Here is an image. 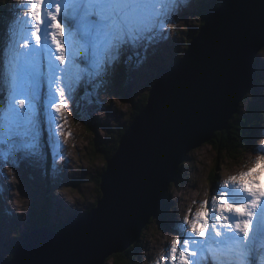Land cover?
<instances>
[{
    "label": "rangeland",
    "instance_id": "1",
    "mask_svg": "<svg viewBox=\"0 0 264 264\" xmlns=\"http://www.w3.org/2000/svg\"><path fill=\"white\" fill-rule=\"evenodd\" d=\"M221 1L189 0V5L183 7L170 23L167 35L152 47L141 45L139 49L125 48L120 61L106 75H85L79 82H75L74 77V86L65 89L66 107L59 113L49 105L55 85L49 89L48 62L46 58L41 60L38 69L41 81L38 89L35 154L25 156L21 151L12 162L0 164V256L11 258L15 248L23 244L21 235L30 232L34 226L49 222L51 228L58 229L69 217L85 214L96 205L101 197V188L99 189L96 179L105 171L106 159L103 154L90 155L91 142L97 140L99 143V140L108 143L113 142L115 135L119 137L117 129L121 130L133 119L142 96L149 92L160 71L181 57L179 54L183 55L192 35L195 36L200 31L204 14ZM24 3L25 0L9 1L5 23L0 27V48L4 51L12 42L10 34H15L16 43H22L19 33L26 26L24 21L30 19L25 16L30 9L22 7ZM60 22L63 25L64 22ZM52 30L47 25H41V44L47 45L56 54L51 35L47 34ZM64 38L68 39L66 27ZM65 46L66 49L71 47L67 43ZM91 53L90 49L88 58L92 56ZM0 56L3 57V51H0ZM1 57L0 62L3 61ZM262 58L264 48L258 54L259 63L256 68L264 76ZM122 66L126 67L125 71L130 72L128 89L134 96L132 100L125 99L118 92L116 78L122 73ZM0 67L2 122L8 93L2 83L3 67ZM262 90V97L252 93L248 102L243 104V110L248 104L264 107V86ZM55 97L59 99L57 93ZM47 110H51L52 114L46 113ZM254 132L251 145L249 139L247 141L250 149L245 147L238 158H231L225 152L220 153V143L214 147L209 142L190 153L189 158L181 165L182 180L179 185L167 191L166 204L160 214L155 216V220L144 229L140 241L131 251L133 264H165L161 257L167 256L171 241L182 228L181 221L184 217L192 218L189 210L191 209L192 214L202 210L203 201H209V207H213L212 198L217 195L218 187L231 176L253 167L254 162L264 155V151L254 150L264 148V116ZM51 139L55 140L54 147ZM15 142H20L18 137ZM224 149L225 147L222 151ZM215 166L218 170L214 177ZM256 179L264 185V174ZM60 198L62 199L59 201ZM67 203L70 208L66 206ZM105 264H113V259ZM167 264H171V261Z\"/></svg>",
    "mask_w": 264,
    "mask_h": 264
},
{
    "label": "water",
    "instance_id": "2",
    "mask_svg": "<svg viewBox=\"0 0 264 264\" xmlns=\"http://www.w3.org/2000/svg\"><path fill=\"white\" fill-rule=\"evenodd\" d=\"M264 0H223L210 10L181 58L152 84L145 107L101 176L102 196L56 230L34 226L0 264H105L140 239L181 165L227 129L255 79L264 48ZM25 236V240H24Z\"/></svg>",
    "mask_w": 264,
    "mask_h": 264
},
{
    "label": "snow or ice",
    "instance_id": "3",
    "mask_svg": "<svg viewBox=\"0 0 264 264\" xmlns=\"http://www.w3.org/2000/svg\"><path fill=\"white\" fill-rule=\"evenodd\" d=\"M189 0H25V27L16 43L15 34L3 51L2 80L7 89V106L0 122V164L12 162L18 152L34 155L37 147V112L42 59L48 62L49 99L57 113L66 107L65 89L85 75H106L120 61L127 47H152L167 35V28ZM264 8V4H262ZM46 9V11H45ZM60 21H63V25ZM53 29L55 44H41V25ZM65 27L68 39L65 40ZM264 35V11L260 16ZM66 43L71 47L66 49ZM91 49L92 56L87 57ZM70 53V54H69ZM138 55V52L136 53ZM59 61V64L54 63ZM261 63L264 64V58ZM18 137L20 142L16 143ZM264 151V148H254ZM63 157L61 156V159ZM264 155L253 167L233 175L217 189L202 210L185 216L181 230L171 241L167 264H264ZM260 245L259 247L257 245ZM50 264H57L53 258Z\"/></svg>",
    "mask_w": 264,
    "mask_h": 264
},
{
    "label": "trees",
    "instance_id": "4",
    "mask_svg": "<svg viewBox=\"0 0 264 264\" xmlns=\"http://www.w3.org/2000/svg\"><path fill=\"white\" fill-rule=\"evenodd\" d=\"M9 1L10 0H0V16L2 19V21L0 22V27L2 26V24L5 23V20H6L5 15H6V12H8V10H9ZM215 6H217V5H214L213 7H215ZM210 10L211 9L207 10V13ZM207 13L204 14V16H206ZM204 21H205V19H203L202 23ZM197 33H196V35H197ZM195 36L192 35L191 41ZM189 43L187 44L186 49L189 46ZM179 55L182 56V53ZM256 61H258V58H256ZM125 69H126V67L122 66V69H121L122 73H120L119 76L116 78L117 84L119 86L118 92L120 94H123L125 99H127V100L131 99L132 100V99H134V96L130 93V91L128 89L129 81H130V75H129L130 72L125 71ZM163 70H164V68L160 71L159 74H161V72ZM263 81H264V76L261 74V72L256 70L255 79L253 81L252 87L250 88L246 98L241 103V105L239 107V111L232 117V119L229 122L227 129L225 131L217 132L215 137L211 140L210 144L213 145L214 147H217L216 145L218 143H220L218 145V146H220V151H221L220 153L225 152L226 155H230L231 158H238L240 156V155L238 156V154L243 153L245 147L247 149H250L249 145L247 144L248 143L247 141L249 139V144L251 145L250 140L255 134V132H254L255 128L258 125V122L260 121L261 117L264 116V107L262 108V106H260L259 104H257L256 106H251L250 104H248L246 106V109L244 108L245 110H243V104L248 102L249 97L252 95V93L254 96H260V97L263 96V90H262V88L264 86V84H262ZM148 94H149V92L146 95L142 96L141 102L138 105V109L135 111V114L133 115V119L131 121H129L125 125V127H123L121 130L117 129L119 137H116L117 135H115V139H113V142H108V143H102L99 140H98L99 143L96 142L97 140L94 142H91L92 148L90 151V155H92V154H98V155L103 154V157L106 159V166L105 167H107L108 160L117 151L121 137L126 132L128 127L130 126V124L134 121V119L138 116V114L145 107V105L147 103V99H148ZM243 142H244V146H243ZM223 147H225V149L222 151ZM104 170H106V169L104 168ZM217 170H218V167L215 166L213 168L214 177L217 173ZM103 172L101 174H99L97 176V179H96L99 189H100V184H101V176H102ZM180 180H182L181 170H179V175L177 176L176 180L174 182H172L169 189H173L174 187H176V185H179ZM100 195L102 196V192H100ZM99 200H100V198H99ZM99 200H98V202H99ZM98 202L96 203V205L94 207H92L90 210H88V212H90L92 209H94L97 206ZM155 218L156 217H153L152 221L150 223H152L155 220ZM48 223L49 222H42L41 224H43V226H44ZM60 228H61V226L58 229H60ZM24 240H25V236H24ZM139 241L140 240L135 242L125 252L117 253L113 257L108 259L107 261L113 259V264H133L132 263L133 260L131 259V251L136 247V245ZM22 242H24V241H22ZM15 250H16V248H15ZM15 250H14L13 256L15 255ZM13 256H11V258Z\"/></svg>",
    "mask_w": 264,
    "mask_h": 264
},
{
    "label": "bare ground",
    "instance_id": "5",
    "mask_svg": "<svg viewBox=\"0 0 264 264\" xmlns=\"http://www.w3.org/2000/svg\"><path fill=\"white\" fill-rule=\"evenodd\" d=\"M89 52V51H88ZM92 54V53H91ZM88 56V55H87ZM257 58H258V56H257ZM47 60V59H46ZM258 61H255V66H256V68H257V65H258ZM56 64H59V61H57V63ZM2 88H3V85H2ZM54 94L56 95V93L54 92ZM58 94V93H57ZM45 98V97H44ZM49 113L50 115L52 114V111L51 110H47L46 111V113ZM55 120V119H54ZM52 133V132H51ZM55 138V136L53 135V137H52V139H54ZM51 139V144L53 145V147H54V144L53 143H55V140H52ZM30 157V156H29ZM29 159V161L30 162H32V160H31V158H28ZM2 170V169H1ZM2 173H4L3 171H2ZM10 184V183H9ZM11 187L13 188L14 187V185H13V183H11ZM62 198H60L59 199V201L61 200ZM12 200V199H11ZM13 204H14V202H13ZM68 208H70V204H68L67 203V205H66ZM73 207V206H72ZM18 214V213H17ZM47 220H49V218L47 219Z\"/></svg>",
    "mask_w": 264,
    "mask_h": 264
},
{
    "label": "clouds",
    "instance_id": "6",
    "mask_svg": "<svg viewBox=\"0 0 264 264\" xmlns=\"http://www.w3.org/2000/svg\"><path fill=\"white\" fill-rule=\"evenodd\" d=\"M226 130V129H225ZM224 131V130H223Z\"/></svg>",
    "mask_w": 264,
    "mask_h": 264
}]
</instances>
